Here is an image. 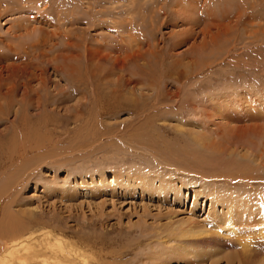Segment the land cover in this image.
Segmentation results:
<instances>
[{
	"label": "rangeland",
	"instance_id": "1",
	"mask_svg": "<svg viewBox=\"0 0 264 264\" xmlns=\"http://www.w3.org/2000/svg\"><path fill=\"white\" fill-rule=\"evenodd\" d=\"M252 117L264 0H0V225L62 232L91 264H264V137L232 129ZM241 194L229 242L174 260L175 228Z\"/></svg>",
	"mask_w": 264,
	"mask_h": 264
},
{
	"label": "bare ground",
	"instance_id": "2",
	"mask_svg": "<svg viewBox=\"0 0 264 264\" xmlns=\"http://www.w3.org/2000/svg\"><path fill=\"white\" fill-rule=\"evenodd\" d=\"M226 109L227 107H224V110L221 107L219 113L218 111H216L218 114V118H221L220 123H223L222 126H227L228 122H230L231 120H234V121L239 120V122L241 121L240 120L241 117H236L235 115H230L229 113H226ZM258 119L253 118V117L243 119L244 121L247 120L250 123L248 125L247 124L241 125L238 122V125L240 126L232 128L234 131L233 137L236 139H241V138L243 139L245 135L247 134V132H253V133L262 132L263 137H264V125L261 124L260 122H257ZM235 143L237 144V142ZM254 143L252 142V144ZM218 149L220 152H224V151H233L234 149H236V147L229 145L226 148L218 147ZM250 150L251 149H248L246 151L248 152ZM263 153L264 151L262 150L261 153L257 155L255 160L261 159ZM245 155H247L246 152L243 153V156ZM260 163L264 164V161H261ZM229 197H230L229 199L225 197L227 200V201L224 200L225 202H222L221 200L222 197L220 196L215 195L213 197L214 204L216 205L219 203L220 204L223 203V205L226 206L227 212H226V217L221 216L222 214L221 215L215 214L214 224L212 225V227L210 225H209L210 227H205L202 225H198L196 227V225L194 224L195 227L190 226V225L189 227H183L181 225L175 228L177 232V236H175L177 238L176 242L179 243V246H177V249H176L177 252L175 251L172 254L175 257L174 260H176V256H180V255H188L191 257H197V256H208L209 257L208 254L211 253V251H214V249H216V246L218 245L216 244V242H218L219 240H224V242L228 241L227 238L224 239L223 237L220 236L221 233L222 234L224 233L223 231H221L223 227L225 226L224 225L225 223L221 224V222L224 219L227 221V225L225 226L226 228L225 234L232 233L236 235V233H238L237 226L239 224L236 226V224L234 223V218H235L234 213L237 210H239V208H242L243 205L246 208L248 206H251L249 205V203L253 202V200H256V197L252 196L253 197L252 198L250 196V199H248L249 196L247 197V195H243V194L239 196L230 195ZM240 197H242L241 198L242 200L239 199ZM242 202H244V204ZM254 208L256 209L255 206ZM259 221L260 223L259 222L258 223L260 227H259V230L256 231L258 233L254 235V241H253L254 245L258 246L259 248L257 249L254 248V249L264 250V209L261 215V219H259ZM32 229L33 228H29L27 224H25L22 220H19V219L10 220L5 224L0 225V264H91L87 251L83 248L82 245H80L76 240H74L70 236L62 232L58 234H54L50 230H43L38 233V232H34ZM242 229H241V232H242ZM183 243H186L190 246H185ZM124 254L125 252H120L118 256H115V255L113 256L115 258L117 257L121 258ZM216 255H213L211 257H215ZM212 261L213 262L211 264L219 263V260L217 259L216 260L214 259ZM109 264H112V263H109Z\"/></svg>",
	"mask_w": 264,
	"mask_h": 264
}]
</instances>
